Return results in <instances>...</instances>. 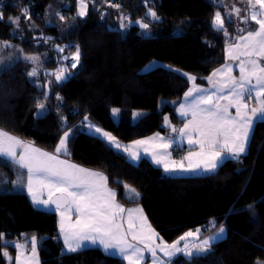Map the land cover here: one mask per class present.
<instances>
[{
  "label": "trees",
  "instance_id": "obj_1",
  "mask_svg": "<svg viewBox=\"0 0 264 264\" xmlns=\"http://www.w3.org/2000/svg\"><path fill=\"white\" fill-rule=\"evenodd\" d=\"M77 1L0 0V48L5 53L0 61L7 72L4 80L0 73V129L50 152L60 135L72 129L70 155L61 158L107 176L117 200L138 204L165 242L197 228L202 229L200 242L224 227L225 237L206 253L190 258L176 253L165 264H264V120L254 124L244 155L225 160L213 173L190 177L166 175L145 159L133 163L87 131L91 123L122 144L156 133L175 135L163 124L165 116L174 128L182 123L175 108L190 87L182 73L203 85L234 43L232 26H225V35L211 24L216 10L231 0H92L84 17L77 14ZM149 9L159 19L151 18ZM103 11L141 20L151 33L143 36L136 26L124 32L109 28L101 20ZM17 17L18 24L10 22ZM176 30L180 33L173 34ZM58 43L67 53L79 46L77 67L57 52ZM38 55L41 69L30 76L32 61L24 58ZM153 60L166 67L141 72ZM61 68L68 76L56 81L51 74ZM31 95L44 98L42 112L36 102L24 101ZM161 100L170 102L158 108ZM113 108L120 109L115 117ZM136 112L141 115L133 117ZM179 151L187 149L174 148L172 155ZM22 172L0 158V264H12L13 245L33 236L40 264H125L97 249L67 253L55 235L53 217L38 213L28 200L26 175L15 183ZM124 185L139 193L135 202L125 199Z\"/></svg>",
  "mask_w": 264,
  "mask_h": 264
},
{
  "label": "snow or ice",
  "instance_id": "obj_2",
  "mask_svg": "<svg viewBox=\"0 0 264 264\" xmlns=\"http://www.w3.org/2000/svg\"><path fill=\"white\" fill-rule=\"evenodd\" d=\"M147 2V0H145ZM80 5L79 15L86 14V0H78ZM112 7H119L112 4ZM232 11L240 19L242 24L254 25L251 30L240 28L238 39L227 49V57L230 61H239V77L232 75V65L216 68L205 79L212 86L211 89L196 84V77L188 73H182L192 87L184 93L185 102L179 105L177 111L180 116L191 114V120L184 124L183 128L173 132H179L181 137L187 138L189 145H198L199 151L189 152L183 159L188 161L185 168L183 162L171 160V152L168 149L173 144V139L165 140L159 133L147 140L133 141V145L147 146L144 151L151 149L152 158L157 164H162L166 172L181 171H205L212 172L220 164L229 158L238 159L241 153L246 151V146L254 131L257 120H264V0H246V13L241 16V8L233 6ZM148 15L153 19H159L155 11L149 9ZM231 16V13H229ZM0 14V19H2ZM19 17L10 22L19 23ZM60 19H64L63 16ZM143 29H148L149 24L136 21ZM212 27L217 31L228 32L225 28V18L217 11L211 21ZM63 52L64 49L60 48ZM33 62L39 58L36 56L25 57ZM75 68L79 63L80 49L71 57ZM151 67V65L147 66ZM171 70V69H170ZM64 68L55 74L56 81H62ZM179 71V70H176ZM37 70L33 68L30 76H35ZM222 79L214 80V77ZM59 99V97H57ZM226 101L221 104L220 101ZM255 101L257 106L250 107L249 102ZM44 105L39 104L38 109L42 112ZM235 109V115L230 109ZM119 108H113V116H117ZM251 113V115L249 114ZM141 113H133V117H139ZM255 118V119H254ZM88 121V117H84ZM165 124H169L168 116L164 117ZM89 130L101 134L102 137L120 148L116 138L111 133L89 123ZM72 129L63 132L54 152L36 147L35 142L25 141L10 132L0 129V158L18 166L26 171L27 189L32 196L34 204L55 205L60 213L59 231L63 238L65 249L68 252H77L88 244L100 245L105 251L117 249L127 260L128 264H140L143 253L147 249L154 258L153 264H164L157 257V250L165 257H172L177 252H185L188 256L197 252H204L211 244L222 238L225 229L221 226L218 232L196 243H185L179 247L181 241L196 240L199 238L201 229L185 232L178 240L171 244L166 243L159 237V233L148 223L143 209L125 208L117 202V192L108 187V177L103 173L95 172L71 163L61 156H69L68 144L72 138ZM195 137V138H194ZM131 146L124 148L129 151L133 159L138 158V151H130ZM24 172L15 183H20ZM119 183V182H117ZM124 197L129 202H135L139 193L129 185H124ZM47 199H43L44 193ZM125 213L127 214L125 216ZM76 216L73 222L72 215ZM214 223V222H213ZM2 238V234H0ZM130 238V239H129ZM135 242V243H133ZM31 258L24 254L25 245L15 244L18 250L16 264H27L29 259L35 260L37 253V238L33 236L30 241ZM143 245V248L140 247ZM4 246H7L5 241ZM8 256L5 251L3 253Z\"/></svg>",
  "mask_w": 264,
  "mask_h": 264
},
{
  "label": "rangeland",
  "instance_id": "obj_3",
  "mask_svg": "<svg viewBox=\"0 0 264 264\" xmlns=\"http://www.w3.org/2000/svg\"><path fill=\"white\" fill-rule=\"evenodd\" d=\"M92 0H86V4H87V8H88V3L89 2H91ZM225 3H224V6H225V9L224 10H221V9H218V10H216V12L217 11H220L221 12V16L222 17H224L225 18V26H227V27H233V29H234V34H235V36H234V38H233V42H235L237 39H238V36L239 35H244V34H246V33H241V34H238V32H240V28H245V29H248V30H251L253 27H254V25L250 22L249 24H242L241 23V21H240V19L235 15V13L232 11V9H233V6H235V7H238V8H241L242 9V11H241V13H240V15L241 16H243V15H245L246 13L243 11V9L246 7V0H231V1H229V2H226V1H224ZM79 10H80V5H79V3H78V1H77V14L79 15ZM148 12H149V10H148ZM148 12H147V14H148ZM86 13H87V9H86ZM229 13H231V16H229ZM215 14V13H214ZM86 15V14H85ZM84 15V16H85ZM80 16V15H79ZM84 16H80V17H84ZM101 20L109 27V28H112V29H118V30H120V31H126V30H128L131 26H136V27H138L139 29H140V31H141V34L143 35V36H149L150 35V31H148V29H143V28H141L140 26H139V24H137L136 23V21L135 22H132V21H130V20H128L127 18H123L120 14H117V12L115 13H113V14H109L108 12H102L101 13ZM150 16V15H149ZM151 17V16H150ZM214 17V16H213ZM152 18V17H151ZM228 21H230L231 22V25H227L226 23H229L230 24V22H228ZM227 29V28H226ZM236 32H237V34H236ZM180 32H179V30H176V31H174L173 32V34H179ZM232 45V44H231ZM60 48H63L64 49V51L63 52H61V51H59V49ZM56 50H57V52H60V53H62L64 56H63V59L66 61V62H68L70 65L73 63V61H72V59H71V57H72V55L75 53V51H76V49L73 51V52H71V53H67L66 52V46L65 45H60V43H58V45L56 46ZM226 54V56H227V52L225 53ZM5 57V53H4V49H2L1 50V48H0V59L1 58H4ZM36 57H40L39 55L38 56H36ZM25 59V58H24ZM40 59V58H39ZM39 59L37 60V61H35V62H33L32 61V66L37 70V72H39V70L41 69V63H40V61H39ZM27 60H29V59H27ZM1 61H0V66H1ZM149 65H151V67L149 68V67H147V66H149ZM77 66H78V64H77ZM76 66V67H77ZM157 67H166L164 64H162V63H160V62H158V61H155V60H153V61H151V62H149L143 69H142V71L141 72H148V71H151V70H153V69H155V68H157ZM4 69H3V65L0 67V73H3V76H2V80H4L6 77H7V72H5V71H3ZM59 70V69H58ZM58 70H56V71H54L55 73H52L51 74V77H55V74L58 72ZM68 73H65L64 72V76L65 77H67L68 75H67ZM36 76V75H35ZM191 82V81H190ZM192 83V82H191ZM209 86H210V88L212 87L210 84H209ZM45 97V96H44ZM43 98V97H42ZM27 100H29L30 102H36V109H37V111L38 112H41L39 109H38V105L40 104V102L41 101H44V98H43V100L41 99V96H36V95H31V96H25L24 97V101H27ZM170 101H167V100H161V101H159V103H158V108H161V107H163L164 106V104L165 103H169ZM185 102V99L183 98L182 100H180L177 104H178V106H177V108H175V113H176V115H177V120H181V119H185V120H191V114L189 113V115L188 116H185V117H182V116H180V114H179V112L177 111V109L179 108V105L181 104V103H184ZM39 121H41V120H37V122H36V124L41 128V126L42 125H39L40 124V122ZM87 131L89 132V133H93V131L91 130H89V128H87ZM63 134H61L60 135V137L62 136ZM93 135H95V134H93ZM20 138V137H19ZM22 139V138H21ZM22 140H25V139H22ZM25 141H27V140H25ZM59 142V141H58ZM178 153V152H177ZM178 163L179 162H183V164H184V167L185 168H187L188 167V161L187 160H180V159H177L176 160ZM22 170V169H21ZM24 172H25V170H23ZM178 171L179 172H172L171 174H169V173H165L164 172V174H166V175H170V176H174V177H178V176H181V177H190V176H202V175H206L205 173H207V172H203V171H195V172H187V173H185L186 171H181V170H179L178 169ZM25 175H26V172H25ZM25 180H26V185H25V190L27 189L26 187H27V178L25 177ZM46 198H47V195H46ZM117 199V198H116ZM117 202L118 203H120V204H122V205H124L122 202H120V201H118L117 200ZM34 206V208H35V210L38 212V213H40L41 215H43V214H45L46 215V213L47 212H54V213H58V211H56V210H52L51 208H50V206H43V205H37V204H34L33 205ZM124 207L125 208H137V207H140L138 204H128V205H124ZM141 208V207H140ZM47 211V212H46ZM144 213V212H143ZM48 214V213H47ZM49 215L50 216H52L53 217V220H54V215H52V214H50L49 213ZM127 214L125 213V216H126ZM145 215V214H144ZM56 221H54V226H56V223H55ZM148 223H149V221H148ZM150 224V223H149ZM212 222H210V225L209 226H212ZM224 228V227H223ZM202 230V229H201ZM218 230L219 229H217V231L216 232H214L212 235H210V236H213V235H215L217 232H218ZM195 231V230H194ZM55 232V235H56V237L57 238H59L60 239V235H58L57 234V232L56 231H54ZM201 233H202V231H201ZM200 233V234H201ZM225 235H226V232H224V234H223V236H222V238H220V239H218V240H215L212 244H214V243H216L217 241H220L221 239H223L224 237H225ZM209 236V237H210ZM31 238L32 237H30V238H28L27 240H25V241H21V242H19L18 244H21V245H25V248H24V254L26 255V256H30V255H32V253H31V244H30V241H31ZM130 239V238H129ZM176 241V240H175ZM133 243H135V242H133ZM166 243H168V244H171V243H173V242H166ZM185 243H189V244H192V243H196V244H199L200 242H199V240L198 241H194V242H192V240L190 239L189 241H181L180 242V244H179V247H183V245L185 244ZM17 244V243H16ZM211 244V245H212ZM38 245H39V242H38V239H37V250H38ZM140 247H142L143 248V245H140ZM209 248L210 247H208V249L206 250V251H204V252H197V249H195V248H190L189 250L190 251H192L193 253H195L194 255H201V254H204V253H206L207 251H209ZM73 253V252H72ZM178 253H182L184 256H186L187 258H190V257H192V256H194V255H192V256H188L185 252H178ZM19 253H18V250H15V256H14V264H16V257H17V255H18ZM176 254V253H175ZM174 254V255H175ZM143 255H144V263L143 264H153V260H154V258L152 257V255H151V253L147 250V249H145V251H144V253H143ZM157 257L159 258V260L160 261H163L164 263H165V261H167L168 259H170V257H165L164 255H163V253L162 252H160L159 250H157ZM7 260H8V262H10L9 261V257L7 256Z\"/></svg>",
  "mask_w": 264,
  "mask_h": 264
},
{
  "label": "crops",
  "instance_id": "obj_4",
  "mask_svg": "<svg viewBox=\"0 0 264 264\" xmlns=\"http://www.w3.org/2000/svg\"><path fill=\"white\" fill-rule=\"evenodd\" d=\"M230 46V45H229ZM228 46V47H229ZM228 47H226V49L228 48ZM226 49H225V53H226ZM226 63H230L231 65H232V68H233V71H232V75H234V76H236L237 78L239 77V68L237 67V65H238V63H239V61H230V60H228V57L226 56V54H225V59H224V63L221 65V66H223V65H225ZM221 66H219V67H221ZM218 68V67H217ZM215 70V69H214ZM219 79H222L221 77H219V76H217V77H214V80H219ZM201 87H204V88H209V89H211L210 88V86H209V83H208V81L205 79V82H204V84L203 85H200ZM190 87H192V83L190 82ZM189 87V88H190ZM184 98V97H183ZM220 103L221 104H224V103H226V101H223V100H221L220 101ZM249 105H250V107H255V106H257L256 104H255V101H251V102H249ZM178 106V105H177ZM177 108V107H176ZM230 111L232 112V114L233 115H235V109L233 108V109H230ZM250 115H251V113H249ZM177 116V115H176ZM255 119V118H254ZM180 121H182V123H180L177 127H176V129L177 130H179L180 128H183L184 127V124L186 123V122H188L189 120H185V119H181ZM259 121H262V120H257L256 122H259ZM255 122V123H256ZM93 131V133L92 134H95V136H97V137H99L100 139H102V140H104L110 147H112L113 149H115L116 151H118V152H120V153H122L129 161H131V162H133V163H137V162H139L141 159H145V160H147L152 166H154V167H157V168H160V169H162L164 172H165V170H164V167H163V165L162 164H157V163H155V161L153 160V158H152V152H151V149H149V151H144V148L145 147H147V146H136V145H133V142H131V143H129V144H122V143H120V142H118L117 140H116V142L117 143H119L120 145H121V147L120 148H116L115 147V145L114 144H112V143H110L109 141H108V139L107 138H105V137H102L101 136V134H98V133H95V131H94V129L92 130ZM157 134V133H156ZM156 134H154V135H151V136H149V137H147V138H143V139H140V140H147L148 138H150V137H154V136H156ZM159 135H160V137H163L165 140H168V139H173V144H172V146L168 149V151L169 152H171V157H170V159L171 160H174V161H176L177 159H180V160H183V158L185 157V156H187L188 155V153L191 151V152H197V151H199V146L198 145H189L188 143H187V138L186 137H181L180 135H179V132L177 131L176 133H175V135H173V136H167V135H163V134H160L159 133ZM195 138V137H194ZM248 145V144H247ZM127 146H131V149H130V151H133V152H135V151H138L139 152V156H138V158H136V159H133L132 158V156L130 155V152L129 151H125L124 150V148L125 147H127ZM186 148L187 149V151H185V152H183V153H181L180 151L178 152V153H175L174 155H172V150L174 149V148ZM247 147V146H246ZM245 154V152L244 153H241L240 154V156H242V155H244ZM61 159H63V158H61ZM229 159H232V158H229ZM227 160V159H226ZM225 161V160H224ZM223 161V162H224ZM222 162V163H223ZM221 163V164H222ZM220 164V165H221ZM218 168V167H217ZM216 168V169H217ZM215 169V170H216ZM214 170V171H215ZM197 171H200V170H197ZM214 171H212V172H207V173H205V174H210V173H213ZM26 172V171H25ZM96 172V171H95ZM174 172H179L178 170L177 171H174ZM187 172H195V171H186L185 173H187ZM203 172H205V171H203ZM165 173H169V174H171L172 172H165ZM178 177H181V176H178ZM27 188V187H26ZM26 195H27V198H28V200L30 201V203L32 204V206L34 205V202H33V200H32V196H31V194L28 192V189H26ZM46 195H47V193L45 192L44 193V195H43V199H47L46 198ZM44 206V205H43ZM33 208H34V206H33ZM35 209V208H34ZM47 212V211H46ZM48 214L50 213V214H52V215H54L55 217H54V221H56L55 223H56V226H55V231L57 232V234L58 235H60V231H59V221H60V213L58 212V213H52V212H47ZM46 213V214H47ZM71 219H72V221L74 222L75 221V219H76V216L73 214L72 215V217H71ZM60 240H61V242H62V244H63V246H64V249H65V245H64V243H63V238H62V236L60 235ZM197 240V239H196ZM196 240H192V242H194V241H196ZM86 249H97L98 251H100V253L102 254V255H104V256H106L107 258H109V259H111V260H122V261H124L125 262V264H128V262H127V260H125L124 258H123V256L119 253V251L117 250V249H110V250H108V251H105L104 249H103V247L102 246H100V245H91V244H88L86 247H84V248H82V249H80L79 251H82V250H86ZM65 251H66V249H65ZM67 253H72V252H68V251H66ZM78 252V251H77ZM178 253V252H177ZM5 256V255H4ZM175 255H173L172 257H170V259H172L173 257H174ZM28 257L29 258H31V255L29 256L28 255ZM143 257H144V255H143ZM5 258L6 259H8L7 258V256H5ZM169 260V259H168ZM9 261H10V259H9ZM144 258L143 259H141V261H140V264H143L144 263ZM165 263H166V261H165ZM164 263V264H165ZM12 264H14V261H13V263ZM27 264H40L39 263V259H38V257H37V253H36V259L35 260H32V259H29V261L27 262Z\"/></svg>",
  "mask_w": 264,
  "mask_h": 264
},
{
  "label": "water",
  "instance_id": "obj_5",
  "mask_svg": "<svg viewBox=\"0 0 264 264\" xmlns=\"http://www.w3.org/2000/svg\"><path fill=\"white\" fill-rule=\"evenodd\" d=\"M163 126H164L166 129L170 130L171 133H174V132L172 131L173 126H171L170 124H167V125H166L165 122H164ZM49 206H50V208H51L52 210H56V209H55V205H49Z\"/></svg>",
  "mask_w": 264,
  "mask_h": 264
}]
</instances>
